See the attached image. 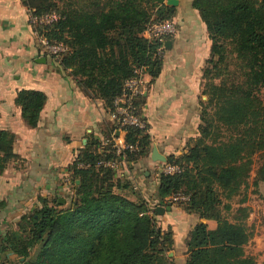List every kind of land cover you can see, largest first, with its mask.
<instances>
[{
	"label": "trees",
	"instance_id": "trees-1",
	"mask_svg": "<svg viewBox=\"0 0 264 264\" xmlns=\"http://www.w3.org/2000/svg\"><path fill=\"white\" fill-rule=\"evenodd\" d=\"M33 14L57 12L52 22L38 23L50 43L62 42V62L71 68L93 96L112 110L115 96L127 79L143 69L156 77L162 68L161 41L144 35L152 21L172 19L176 5L167 0H26ZM212 39L211 55L203 70L200 134L186 153L168 158L183 166L180 173H160L159 201L182 191L184 209L218 224L197 222L186 240V264H258L246 250L252 232L246 222L248 207L241 205L231 218L224 200L237 194L250 176L254 155H264V0H193ZM143 94L136 99L142 113ZM47 95L23 88L16 102L28 124L37 125ZM124 138L138 142L127 150L136 158L150 146L147 124L127 125ZM16 134L0 128V174L17 156ZM90 145L80 149L69 167L73 187L69 206L55 199L23 214L17 228L0 239V264H169L173 248L171 226L162 229L143 200L116 191L114 167L99 163L119 157L107 140L100 152ZM80 162L88 165H81ZM79 180V181H78ZM264 180V160L254 182ZM59 202V199H57ZM11 250L15 258L7 256Z\"/></svg>",
	"mask_w": 264,
	"mask_h": 264
},
{
	"label": "crops",
	"instance_id": "crops-1",
	"mask_svg": "<svg viewBox=\"0 0 264 264\" xmlns=\"http://www.w3.org/2000/svg\"><path fill=\"white\" fill-rule=\"evenodd\" d=\"M192 1L179 0L176 5L172 18L176 30L163 50L160 73L154 78L144 75L149 83L141 108L150 134L148 151L126 157L114 168L119 182L116 191L143 200L162 229L172 227L175 261L180 255L176 264H186V240L197 222L206 221L210 228L218 224L215 218L187 211L180 202L168 208L170 200L158 199L161 167L169 157L186 153L200 134L202 101L207 99L202 81L212 39ZM31 13L26 0H0V128L16 134L17 154L0 174L1 230L41 205L43 197L52 200L65 192L73 194L66 177L76 153L94 140L93 147L102 152L116 127L106 101L93 96L71 68L43 48ZM23 88L47 95L35 126L28 124L16 102ZM154 146L166 155V161L152 158ZM157 205L165 206L163 213Z\"/></svg>",
	"mask_w": 264,
	"mask_h": 264
},
{
	"label": "built area",
	"instance_id": "built-area-1",
	"mask_svg": "<svg viewBox=\"0 0 264 264\" xmlns=\"http://www.w3.org/2000/svg\"><path fill=\"white\" fill-rule=\"evenodd\" d=\"M57 12H50L43 15H36L31 13V18L35 24L38 23H48L52 22L58 17ZM176 30V25L174 20L165 19L161 21L150 22L144 30V35L149 38H157L161 41V46L159 47V53L163 55V50L166 47L165 41L168 39L171 33ZM36 34L39 42L42 44L43 48L48 52L52 53L58 60L62 62L63 53L67 50L66 44L50 43L47 36L39 33L36 28ZM137 74L127 79L123 90L118 93L114 98V108L111 110L113 118L115 120V130L111 134L110 141L113 142V146L116 148L119 154L118 158L102 159L99 163L107 164L112 167H117L121 160H125L127 157V150H137L139 148L138 142H127L124 138V132L127 125H136L140 127L146 126V122L142 116L141 112H138L136 99L142 96L144 90L147 88L149 81L144 78L145 74L148 72L143 69L136 70ZM117 130V131H116ZM123 132V136H121ZM81 165H88L87 163L80 162ZM183 170V166L177 163L164 162L161 167V172L165 173H180ZM69 180L68 175L66 177ZM189 195L177 191L171 194L168 199L172 202H180L187 200ZM149 212V211H148ZM150 213V212H149Z\"/></svg>",
	"mask_w": 264,
	"mask_h": 264
},
{
	"label": "rangeland",
	"instance_id": "rangeland-1",
	"mask_svg": "<svg viewBox=\"0 0 264 264\" xmlns=\"http://www.w3.org/2000/svg\"><path fill=\"white\" fill-rule=\"evenodd\" d=\"M205 96L208 95L205 94ZM260 96L264 100V87L260 89ZM206 101V99L204 100ZM254 162L250 171V176L247 181L242 185L240 191L229 199L224 198L225 201L231 204V208H223L225 214L233 218L237 213V208L241 205L248 207V215L246 216V222L249 229L252 232V236L246 244V250L257 256L258 264H264V180H259L257 183L254 182L256 170L259 164L264 160L262 153H256L254 156ZM74 190V189H73ZM65 200L58 202L57 199L52 201L53 203H59L58 208H64L71 204L73 194L69 192L64 193ZM159 223H157V226ZM18 224L12 222L5 230L0 231V239L6 230L10 228H17ZM168 228V227H166ZM181 236V243L183 242L184 234ZM181 249V248H179ZM181 251V250H179ZM6 254L9 258L14 259L16 256L11 250H7ZM167 257L169 264H176L180 260V255L175 261V255L173 254V248L168 249Z\"/></svg>",
	"mask_w": 264,
	"mask_h": 264
},
{
	"label": "water",
	"instance_id": "water-1",
	"mask_svg": "<svg viewBox=\"0 0 264 264\" xmlns=\"http://www.w3.org/2000/svg\"><path fill=\"white\" fill-rule=\"evenodd\" d=\"M167 3L173 4V5H177L179 3V0H167ZM171 43H172V40L171 39H167L165 41V45L166 46H170ZM152 158L154 160H161V161H166L167 160L166 155H164L162 152H160V150H159V148L157 146H154L153 147V150H152ZM64 200H65L64 197H60L59 198V202H62ZM171 203H172V201H169L168 208L171 207L170 206ZM157 210H158V212L163 213L164 210H165V206H163V205H157Z\"/></svg>",
	"mask_w": 264,
	"mask_h": 264
}]
</instances>
